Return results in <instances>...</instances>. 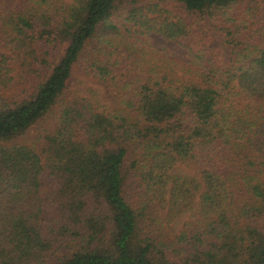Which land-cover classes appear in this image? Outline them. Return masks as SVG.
<instances>
[{
  "label": "trees",
  "instance_id": "16d2710c",
  "mask_svg": "<svg viewBox=\"0 0 264 264\" xmlns=\"http://www.w3.org/2000/svg\"><path fill=\"white\" fill-rule=\"evenodd\" d=\"M255 2L0 0V264H264Z\"/></svg>",
  "mask_w": 264,
  "mask_h": 264
},
{
  "label": "rangeland",
  "instance_id": "374dc122",
  "mask_svg": "<svg viewBox=\"0 0 264 264\" xmlns=\"http://www.w3.org/2000/svg\"><path fill=\"white\" fill-rule=\"evenodd\" d=\"M256 5L259 7L258 21H262L264 17V1L256 0ZM151 42L160 50L165 49L167 52L177 55L181 58H186V54L182 53L181 49L177 46L167 43L157 37L151 39ZM228 54L227 50H225ZM5 55V52L0 47V58ZM229 55V54H228ZM72 89L79 92L82 96L88 98L96 107H104L110 110H115L119 107V100L117 96L107 87V85L98 81L97 79L87 76L82 73L77 67L74 69ZM173 173L177 176L185 177L190 180L197 179V175L194 171L189 168L179 165ZM190 212H187L179 218L176 224L172 226L173 232H179L183 229L185 223L189 219Z\"/></svg>",
  "mask_w": 264,
  "mask_h": 264
}]
</instances>
